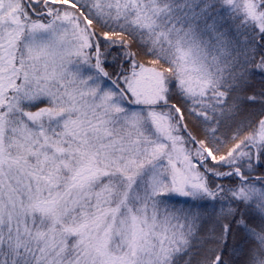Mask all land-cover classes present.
I'll return each instance as SVG.
<instances>
[{
    "label": "snow or ice",
    "instance_id": "snow-or-ice-1",
    "mask_svg": "<svg viewBox=\"0 0 264 264\" xmlns=\"http://www.w3.org/2000/svg\"><path fill=\"white\" fill-rule=\"evenodd\" d=\"M0 264H264V0H0Z\"/></svg>",
    "mask_w": 264,
    "mask_h": 264
},
{
    "label": "trees",
    "instance_id": "trees-1",
    "mask_svg": "<svg viewBox=\"0 0 264 264\" xmlns=\"http://www.w3.org/2000/svg\"><path fill=\"white\" fill-rule=\"evenodd\" d=\"M105 30H107V29H102V28H100L99 26H97V28H96V31H97V32H102V31H105ZM114 38H116V37H114ZM133 47H134V50H135L136 46L133 45ZM152 59H153V57H151V56H146V55H142V56H140V57L138 58L139 62H140V63H143L146 67H147V66H151V60H152ZM125 67H128V66L125 65ZM164 67L166 68L167 65H164ZM109 70L111 71V69H109ZM137 70H138V69H137ZM256 87L259 88L260 85L257 84ZM173 102H174V103H177L178 105H181V104H182V102H181V100H180V98H179L178 96H173ZM257 107H258V106H257ZM199 119H202V118H199ZM202 120H203V119H202ZM196 124H197V123H196ZM204 125H205V124H204ZM205 128H206V125L204 126V128H202L203 133L201 132L202 135L204 134V137H203V138H205ZM231 128H234V124H232L231 127H229V126H227V125L224 123V121H222L221 124H220V126H219V130H218V132H217V135L220 136L222 140H224V139H229L230 136H229L228 133H230ZM224 132H225V133H224ZM230 146H231V144L228 145V147H230ZM226 151H227V148L225 147V148L222 149L221 154H223V153L226 152ZM230 243H231V241H230Z\"/></svg>",
    "mask_w": 264,
    "mask_h": 264
},
{
    "label": "rangeland",
    "instance_id": "rangeland-1",
    "mask_svg": "<svg viewBox=\"0 0 264 264\" xmlns=\"http://www.w3.org/2000/svg\"><path fill=\"white\" fill-rule=\"evenodd\" d=\"M113 51H115V49H113ZM129 107H138V106H135V105H129ZM185 116H186V120H185V123H187L188 125V130L194 135L196 136L197 139H204V134L202 135L203 131H202V128H204V121L202 119H199L195 116H189L187 114V112H185ZM197 123V124H196ZM224 123L231 127V125L233 124L232 121H224ZM234 130V128H231L230 130V133L229 136H231L232 134V131ZM202 132V133H201ZM225 133V132H224ZM186 135V134H185ZM186 147H192V145H186ZM174 202L176 201H179V202H183L185 198H181V197H173L172 198Z\"/></svg>",
    "mask_w": 264,
    "mask_h": 264
}]
</instances>
